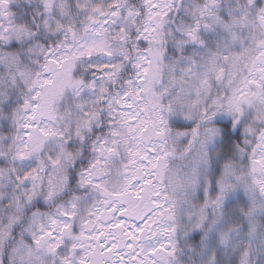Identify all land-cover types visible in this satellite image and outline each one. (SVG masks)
Returning a JSON list of instances; mask_svg holds the SVG:
<instances>
[{
    "label": "clouds",
    "instance_id": "obj_1",
    "mask_svg": "<svg viewBox=\"0 0 264 264\" xmlns=\"http://www.w3.org/2000/svg\"><path fill=\"white\" fill-rule=\"evenodd\" d=\"M0 264H264V0H0Z\"/></svg>",
    "mask_w": 264,
    "mask_h": 264
}]
</instances>
